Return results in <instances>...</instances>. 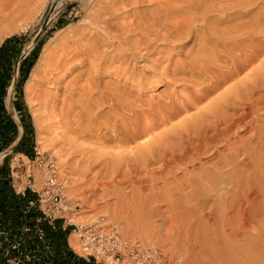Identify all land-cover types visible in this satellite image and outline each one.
Here are the masks:
<instances>
[{
	"label": "bare ground",
	"instance_id": "1",
	"mask_svg": "<svg viewBox=\"0 0 264 264\" xmlns=\"http://www.w3.org/2000/svg\"><path fill=\"white\" fill-rule=\"evenodd\" d=\"M84 1L83 24L31 74L55 90L40 95L49 147L73 161V181L101 188V198L120 190L140 203L145 222L162 207L181 210L176 200L195 202L199 182L264 184V0ZM161 85L156 101L141 100ZM245 196L261 198L257 190ZM262 203L242 224L233 216L225 236L240 238L245 228L261 236ZM259 238L258 255L233 248L220 263L264 264ZM138 240L160 249L166 264H188L155 240Z\"/></svg>",
	"mask_w": 264,
	"mask_h": 264
},
{
	"label": "rangeland",
	"instance_id": "2",
	"mask_svg": "<svg viewBox=\"0 0 264 264\" xmlns=\"http://www.w3.org/2000/svg\"><path fill=\"white\" fill-rule=\"evenodd\" d=\"M84 8V0H22V2L0 0V44L15 35H24L26 38L20 62L15 67L16 79L7 94V105L17 98L14 87L20 79L21 70L25 67L29 68L21 84L22 100L28 115L27 136L20 152L12 154L9 160L11 179L17 190L24 192L33 189L42 195L51 188L46 185L51 180V185H54L53 192L58 190L61 197L60 208L52 213L47 205L39 203L40 199L36 193H31L34 199L30 204L34 212L42 213L54 231L59 227L65 234L63 248L67 250L66 256L68 255L69 258L72 255L77 256L75 253L80 251L78 239L72 227L67 226L68 223L78 225L94 217L108 225H116L122 236L155 240L170 255L183 256L188 264H221L222 256L233 248L239 249L241 254L244 253L243 250H251L258 255L260 250L256 247V243L261 241L259 237L264 233V226L260 227L261 223H259L261 236L246 228V232L234 240H229L225 234L232 229L229 228L228 222L233 216L242 217L240 223L242 224L248 215L257 210L260 211L264 202L262 198L264 184H251L243 179L242 182H226L225 185H208V183L199 182L193 189V192H196L195 202L190 199L176 200L173 205L181 210L174 211L173 208L169 210L168 206L162 207L161 214L154 215L145 222L141 212L135 210L140 203L134 198L122 196L120 190L101 198V188L73 181L78 173L69 167L73 161L66 165L65 156L62 153L56 154L59 147L51 152L49 120L45 118L46 111L42 107L44 101L40 95L54 93L55 90L48 89L49 86L44 84L42 74H36L33 77L31 74L41 57L62 44L64 40L62 38L66 32L77 29L83 24L82 21L88 14ZM174 58L181 57L175 55ZM40 68L43 70L44 64ZM77 72H72L69 76L72 77ZM69 76L67 79L70 78ZM110 78L112 79L111 75H106L101 80L106 82ZM27 84L31 86V89L28 99H25L24 88ZM163 89H165L164 85L152 87L142 94L141 100L156 101L157 95ZM14 118L19 126L20 134L22 133L21 122L16 112H14ZM34 119L39 121V126ZM37 127L40 131L41 144L37 140ZM10 154L11 152L6 156ZM2 159L0 158V165ZM52 169L55 170L54 174L50 172ZM255 190L261 194L257 202L245 196ZM129 191L130 187L126 188L124 193ZM220 191H224V194ZM189 207L200 208L202 212H190ZM36 234L40 235L38 231ZM71 239L73 243H70ZM3 242V236L0 234V245ZM10 250L15 254L18 251L12 244ZM7 253L0 246V261L2 257L7 256ZM77 259H74L75 261L70 259L69 264H94L92 260L88 262ZM8 261L9 264H16V255L15 259Z\"/></svg>",
	"mask_w": 264,
	"mask_h": 264
},
{
	"label": "trees",
	"instance_id": "3",
	"mask_svg": "<svg viewBox=\"0 0 264 264\" xmlns=\"http://www.w3.org/2000/svg\"><path fill=\"white\" fill-rule=\"evenodd\" d=\"M25 43L24 35H15L0 44V155L12 147L19 134L14 112L20 117L22 130L20 141L0 165V234L4 240L0 246L5 253L8 252L0 264H9L8 260L15 259V255L16 264H69L70 259L73 261L74 258L65 256V234L59 227L54 231L40 211H33L30 203L34 196L28 190L17 194L12 187L9 160L12 154L20 152L27 136L28 115L22 100L21 84L29 71L28 67L21 70L20 79L14 87L17 98L11 103V108L6 104V99ZM39 230L43 234L41 239L36 234ZM11 244L18 249L16 254L10 250Z\"/></svg>",
	"mask_w": 264,
	"mask_h": 264
},
{
	"label": "built area",
	"instance_id": "4",
	"mask_svg": "<svg viewBox=\"0 0 264 264\" xmlns=\"http://www.w3.org/2000/svg\"><path fill=\"white\" fill-rule=\"evenodd\" d=\"M50 172L54 174L55 170L52 169ZM51 184V180L46 183L51 188L42 195L33 189L29 191L32 194L36 193L40 199L39 203L47 205L48 210L54 213L61 206V197L58 190L53 192L54 185ZM67 226L72 227L79 242L80 253H75L77 256L72 255L74 259H83L88 262L92 260L94 264H166L168 260L155 245L147 248L138 239L125 238L119 233L116 225H108L101 219L91 218L78 225L69 222ZM66 254L67 250H65V256ZM145 256L147 259H144ZM169 264L184 263L181 261Z\"/></svg>",
	"mask_w": 264,
	"mask_h": 264
},
{
	"label": "crops",
	"instance_id": "5",
	"mask_svg": "<svg viewBox=\"0 0 264 264\" xmlns=\"http://www.w3.org/2000/svg\"><path fill=\"white\" fill-rule=\"evenodd\" d=\"M15 77V79H16V76H15V74H14V76H13V78ZM13 78H12V83H11V85L13 84V82L15 81V79L13 80ZM11 85H10V87H9V89L11 88ZM9 107L11 106V103H10V105H8ZM11 108V107H10ZM15 119V118H14ZM15 121H16V119H15ZM17 123V122H16ZM22 136V133H20L18 136H17V138L19 137V136ZM17 138H16V140H17ZM16 140H15V142H16ZM14 142V143H15ZM14 143H13V145H12V147L14 148L15 146H14ZM10 148L11 150L13 149V148ZM12 187H13V189L15 190V192L17 193V194H22V192H20L19 190H17V188L15 187V184H14V181L12 180ZM29 191V190H28ZM30 192V191H29Z\"/></svg>",
	"mask_w": 264,
	"mask_h": 264
},
{
	"label": "water",
	"instance_id": "6",
	"mask_svg": "<svg viewBox=\"0 0 264 264\" xmlns=\"http://www.w3.org/2000/svg\"><path fill=\"white\" fill-rule=\"evenodd\" d=\"M14 79H15V77L13 78V80H14ZM20 139H21V135L17 138L16 142L14 143V146L20 141ZM12 148H13V147H12ZM10 151H11V149L8 150V151H6V152H5V155L8 154Z\"/></svg>",
	"mask_w": 264,
	"mask_h": 264
}]
</instances>
